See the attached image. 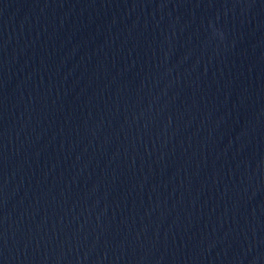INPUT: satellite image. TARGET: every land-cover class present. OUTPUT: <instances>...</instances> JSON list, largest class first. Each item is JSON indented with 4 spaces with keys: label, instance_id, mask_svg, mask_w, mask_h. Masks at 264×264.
I'll return each instance as SVG.
<instances>
[{
    "label": "water",
    "instance_id": "1",
    "mask_svg": "<svg viewBox=\"0 0 264 264\" xmlns=\"http://www.w3.org/2000/svg\"><path fill=\"white\" fill-rule=\"evenodd\" d=\"M0 264H264V0H0Z\"/></svg>",
    "mask_w": 264,
    "mask_h": 264
}]
</instances>
